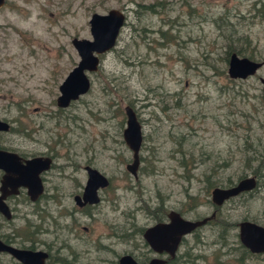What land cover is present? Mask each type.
I'll return each mask as SVG.
<instances>
[{"label": "rangeland", "instance_id": "obj_1", "mask_svg": "<svg viewBox=\"0 0 264 264\" xmlns=\"http://www.w3.org/2000/svg\"><path fill=\"white\" fill-rule=\"evenodd\" d=\"M150 3L154 11H141L140 4ZM110 8L126 14L115 46L88 72L90 89L59 107L58 86L79 60L72 38L91 39V13ZM235 48L262 66L245 78L230 77ZM260 76L264 0H6L0 7V117L12 127L0 134L2 143L52 153L55 165L46 173L40 205L10 206L12 219L0 215V227L14 235L15 245L33 240L47 250L50 264H118L126 252L142 260L146 247L138 229L156 220L151 210L160 205L163 219L170 209L190 219L209 216L216 206L212 188L256 168L258 185L225 200L213 221L188 233L172 264H264V253L238 260L244 253L238 226L223 237L215 221L264 224ZM126 104L143 133L137 177L126 168L132 160L123 138ZM86 164L110 184L95 206L80 210L73 194L85 183ZM0 264L21 263L0 253Z\"/></svg>", "mask_w": 264, "mask_h": 264}, {"label": "water", "instance_id": "obj_2", "mask_svg": "<svg viewBox=\"0 0 264 264\" xmlns=\"http://www.w3.org/2000/svg\"><path fill=\"white\" fill-rule=\"evenodd\" d=\"M3 0H0V5ZM126 21V14L118 8H110L105 13L94 11L89 18L92 38L74 36L72 43L76 48L79 60L69 70L59 84V94L56 97L57 105L66 107L71 101L86 93L91 87L88 72L96 71L100 64V54L115 46L120 29ZM263 64L262 60H255L247 56H240L232 51L228 57V75L232 78H245L254 74ZM264 95V76H260ZM126 125L123 128V138L132 150V161L126 165L127 169L137 176L139 164V150L142 144L143 133L141 122L136 111L130 104L124 106ZM9 123L0 118V130H7ZM49 156H34L21 161V157L12 151L0 148V169L4 170L0 184V211L11 217L9 206L5 202L8 193L17 192L19 185L25 186L32 199H35L43 190L40 172L50 166ZM88 178L83 190V196L90 202L98 200L97 188L105 186L108 180L97 168L87 165ZM257 178L254 175L240 177L235 183L228 186H214L211 190L212 202L220 205L226 199L236 196L242 191L256 187ZM214 213L199 219H190L182 216L177 210L168 212L167 220L156 221L144 228L143 238L156 252H167L171 257L175 255L181 239L195 228L204 224ZM238 237L249 251L264 252V225L251 219L238 221ZM0 251L8 252L21 264H48V253L42 249L19 247L0 240ZM166 258L153 256L147 262L135 259L132 254L124 253L118 259V264H164Z\"/></svg>", "mask_w": 264, "mask_h": 264}, {"label": "flooded vegetation", "instance_id": "obj_3", "mask_svg": "<svg viewBox=\"0 0 264 264\" xmlns=\"http://www.w3.org/2000/svg\"><path fill=\"white\" fill-rule=\"evenodd\" d=\"M6 3V0H3V3L0 5V7L1 6H3L4 4ZM69 72V71H68ZM61 83V82H60ZM59 89V88H58ZM72 102V101H71ZM70 102V103H71ZM56 104H57V102H56ZM60 107V106H59ZM67 107V106H66ZM63 108V107H62ZM0 118H2L3 120H6L8 123H9V128L7 129V130H0V134H2V133H6V132H8L9 130H11V127H12V124L10 123V121L9 120H7L6 118H3V117H0ZM1 136L2 135H0V148L1 149H5V150H8V151H12V152H15V153H17L20 157H21V161L22 162H24L25 161V159H28V158H31V157H34V156H38V155H41V156H49L50 158H51V163H50V166L47 168V169H45V170H43V171H41L40 172V174H39V176H40V178H41V182H42V185H43V190H42V192L39 194V196L37 197V198H35V199H32L31 197H30V195H29V193H28V189H27V187H25V186H22V185H19L18 187H17V192H12V193H8L7 195H6V197H5V202L7 203V205L9 206V209H10V212H11V217L10 218H7L1 211H0V215L8 222L10 219H12V215H13V212H12V207H10V206H39L40 205V201H41V199L43 198V196H45V194H46V192H45V190H46V188H47V176H46V173L48 172V169H50L53 165H55V162H54V155L52 154V153H49V152H42V153H29V152H26V151H22V150H19V149H17L16 147H14V146H12V145H9V144H3L2 143V139L3 138H1ZM132 161V160H131ZM140 162V161H139ZM128 164V163H127ZM126 164V165H127ZM87 165H89V164H86L85 166H84V169H85V171H86V180H85V183H84V185H83V187H82V189L81 190H79V192H77V193H75V194H73V199H74V202H75V204H74V206H77V208H79L80 210H88V208L89 207H92V206H95L96 205V203H98L99 201H100V194H99V191L100 190H102V189H104L106 186H109V184H110V179H109V177L107 176V175H105L104 173H102L99 169V171L102 173V174H104L105 176H106V178H107V180H108V183H107V185H105V186H99L98 188H97V195H98V200L97 201H95V202H90V201H88V200H86L85 199V197L83 196V190H84V187H85V185H86V182H87V178H88V173H87V170H86V166ZM89 166H92V167H94L93 165H89ZM138 166H139V164H138ZM96 168V167H95ZM127 168V167H126ZM137 170H138V167H137ZM3 173H4V170L3 169H0V184H1V179H2V176H3ZM254 175V174H253ZM134 176V175H133ZM256 178H257V176L256 175H254ZM134 177H137V176H134ZM243 177V176H242ZM255 188V187H254ZM253 188V189H254ZM252 190V189H251ZM248 191H250V190H248ZM242 192H244V191H242ZM242 192H240L239 194H241ZM0 193H1V190H0ZM239 194H237V195H239ZM230 198V197H229ZM228 198V199H229ZM227 200V199H226ZM215 204V203H214ZM216 206H215V208L213 209V211L211 212V214H213L214 213V216H212L210 219H207V221L205 222V223H207V222H209L210 220L212 221V218H215V216H216V211H217V209L220 207V205H217V204H215ZM158 206H160V205H158ZM156 208V207H155ZM158 210V209H157ZM157 210H155V213H156V211ZM171 210V209H170ZM170 210H168L167 212H166V215H165V218L163 219L162 217H161V220H167L168 219V212L170 211ZM86 212H88V211H86ZM179 212V211H178ZM182 216H184L181 212H179ZM210 214V215H211ZM155 217H156V215H155ZM185 217V216H184ZM205 217V216H204ZM192 219V218H191ZM193 219H196V218H193ZM214 220V219H213ZM156 221H160V220H155L154 222H156ZM240 221V220H239ZM153 222V223H154ZM204 223V224H205ZM238 223V222H237ZM236 222L234 223L236 226H238V224H237ZM152 224V223H151ZM3 224L2 223H0V226H2ZM150 225V224H149ZM203 225V224H202ZM201 225V226H202ZM148 226V225H147ZM146 227V226H145ZM145 227H143V229H142V232L140 233L141 234V236H142V233H143V231H144V228ZM200 227V226H199ZM199 227H197V228H199ZM197 228H195L194 230H196ZM194 230H192V231H194ZM191 231V232H192ZM190 232V233H191ZM187 235V234H186ZM186 235H184L183 237H182V239H181V242L183 241V238L185 239V236ZM123 236V235H122ZM31 235H29V236H26V238H28L29 240L31 239ZM123 238H124V236H123ZM13 239H14V235L13 234H11L9 231H7V230H4L3 228H1L0 227V240H2L3 242H5V243H9V244H12V245H15L14 243H13ZM145 244H144V243ZM181 242H180V244H181ZM179 244V245H180ZM144 245V247H146V251L147 252H151V254H147V252L145 251V253H144V257H143V259L142 260H139L138 258H136L132 253H130V254H132L133 255V257H135V259L136 260H138V261H141V262H147L151 257H153V256H160V257H163V258H166V262L164 263V264H166L168 261H169V259H171V258H174V256H176V253H177V250H176V253H175V255L174 256H170L167 252H165V251H162V252H156V251H154L150 246H149V244L145 241V239L143 238V236H142V246ZM15 246H19V247H27V248H33V249H36L37 247H35L34 246V242H33V240H32V242H31V244L30 245H23V246H20V245H15ZM245 247V246H244ZM179 248V247H178ZM37 249H42V250H45V249H43V248H37ZM47 253H48V255H47V257H46V262L48 263V264H50L49 262H48V259H49V252L47 251V250H45ZM0 253H3V254H8V255H10L8 252H6V251H0ZM126 253H129V252H126ZM253 253V252H252ZM259 253H263V252H259ZM122 254H124V253H122ZM122 254H120L119 255V257L122 255ZM11 256V255H10ZM12 257V256H11ZM119 257H118V259H119ZM13 258V257H12ZM61 258V257H60ZM15 259V258H14ZM16 260V259H15ZM19 262V261H18ZM20 263V262H19Z\"/></svg>", "mask_w": 264, "mask_h": 264}, {"label": "trees", "instance_id": "obj_4", "mask_svg": "<svg viewBox=\"0 0 264 264\" xmlns=\"http://www.w3.org/2000/svg\"><path fill=\"white\" fill-rule=\"evenodd\" d=\"M140 5H142V7H143V9L144 10H141V11H154V5L152 4V3H150V4H140ZM236 49V48H235ZM229 50L227 51V53L229 54ZM235 52H237L238 54H244L245 53V51L243 50V49H241V48H238V49H236V51ZM231 53V52H230ZM253 173H254V175H256L257 177H258V174H259V172H258V170L255 168L254 169V171H253ZM258 178H257V185H258ZM256 185V186H257ZM158 209V210H157ZM159 209H160V206H156V208H155V210H157L156 211V213H155V210H151V212H154V215H156V220H161V216H160V214H159ZM213 221V220H212ZM215 221H219L221 224H220V229L223 231H221V234L223 233L224 235H223V237H225L226 236V233H225V230L227 229V228H229L230 226H234L235 224L232 222V223H230L229 221H226L225 219H223V218H219V219H216ZM214 221V222H215ZM264 225V224H263ZM142 229L143 228H140V229H138V231H139V233H141L142 232ZM129 235H126V237H128ZM184 239V238H183ZM144 243V242H143ZM145 244V243H144ZM241 248H243V251H244V253L238 258V260H242L244 257H246V255L245 254H248V255H252L251 253V251H249L246 247H244L243 245L241 246ZM264 253V252H263ZM254 254V253H253ZM255 254H257V253H255ZM172 262L174 263L175 262V260L173 259V258H171V259H169V261L166 263V264H172Z\"/></svg>", "mask_w": 264, "mask_h": 264}, {"label": "bare ground", "instance_id": "obj_5", "mask_svg": "<svg viewBox=\"0 0 264 264\" xmlns=\"http://www.w3.org/2000/svg\"><path fill=\"white\" fill-rule=\"evenodd\" d=\"M125 112V111H124ZM139 161H140V158H139ZM241 243V242H240ZM243 245V244H242Z\"/></svg>", "mask_w": 264, "mask_h": 264}]
</instances>
